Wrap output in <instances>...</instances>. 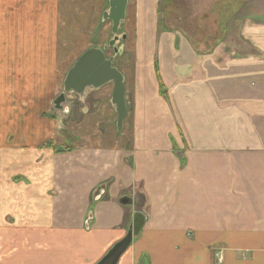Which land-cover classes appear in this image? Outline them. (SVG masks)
Segmentation results:
<instances>
[{
  "label": "crops",
  "instance_id": "obj_1",
  "mask_svg": "<svg viewBox=\"0 0 264 264\" xmlns=\"http://www.w3.org/2000/svg\"><path fill=\"white\" fill-rule=\"evenodd\" d=\"M131 2L137 91L121 130L86 89L81 108L61 104L60 142L47 103L24 112L9 87L17 69L20 85L58 83L55 19L0 0V264H96L135 224L117 264H264V11L218 15L232 31L203 49L151 30L155 0L125 16Z\"/></svg>",
  "mask_w": 264,
  "mask_h": 264
},
{
  "label": "rangeland",
  "instance_id": "obj_2",
  "mask_svg": "<svg viewBox=\"0 0 264 264\" xmlns=\"http://www.w3.org/2000/svg\"><path fill=\"white\" fill-rule=\"evenodd\" d=\"M29 1L30 0H28L27 3L29 13H31V9L40 13L52 12V18L55 19V21L50 19V21L53 22L50 26H55L57 28L58 37L53 38L58 39V63L60 66L58 68L53 67V74H57L58 83H53L50 86L45 85V83L43 85L33 82L30 83L29 78H27L25 85H20L18 82L20 79L18 78L20 72H18L19 69H17L16 81L12 82L9 87L12 91H15L17 95H20V97L17 98V102L23 107L24 112L30 108H34V105L39 106L43 105V103H47L45 105L48 107V110L59 117L60 134L63 136L60 142H64L65 139H67L66 125L69 119L68 114H63V112L55 109L53 100L63 90V79L68 69H70L76 59L86 49L91 47L99 48L107 57L113 58V65L122 73L124 78L125 99L129 106L128 109L131 103L133 106L137 91L136 84L133 83V80L136 81L133 75L134 73L138 75V67H136V69L134 67L133 59L135 56L132 55L134 52L131 44L132 40H129V35L125 32L123 24L126 26L127 22L135 20L134 10L133 18L130 14V9L135 3L131 2L129 13L125 16L124 22L121 24L122 26L120 25L118 32L115 34L117 40L114 47H112L109 45V42L114 37V34L110 30L111 22L103 18V13L108 10L109 0H59L58 6H56L54 0L51 5L47 3L49 0ZM41 1H43V3L40 5ZM230 1L232 0H155V20L153 21V27L150 25V28L151 30L157 28V32L159 33L180 29L193 45V48L196 44L203 49L211 48L212 43L226 38L232 31V27L228 26V21L224 24L218 21V15H226V13L230 11L242 12L241 8L243 6L245 7V11L250 7L251 14L257 15L259 14V10L264 11V0H235V3H245L242 6L234 3L233 7L229 5L227 8ZM29 6L32 7L30 8ZM134 9L136 10V7ZM66 34L69 35L66 37ZM122 36H126V38H122ZM114 48L117 52L114 51ZM29 70L34 74V68ZM42 70L45 73L47 70H50V68H44ZM160 78L156 83L154 75L155 91L158 88V92L165 100L167 99L166 87L162 81H160ZM110 85H112V83H108L97 90L93 89L94 91L88 92L96 93L90 98L91 104L89 108L98 109L102 106L109 114L108 116L110 119H112L115 115L110 100L112 91V88L110 90ZM65 98L66 103L67 100L70 101L68 104L70 108L82 107L79 101L81 102L83 99H80V96L77 94L70 92L65 95ZM10 114L15 115V111H11ZM130 114L127 117L129 120L131 119ZM64 115H66V118Z\"/></svg>",
  "mask_w": 264,
  "mask_h": 264
},
{
  "label": "water",
  "instance_id": "obj_3",
  "mask_svg": "<svg viewBox=\"0 0 264 264\" xmlns=\"http://www.w3.org/2000/svg\"><path fill=\"white\" fill-rule=\"evenodd\" d=\"M128 0H109V8L103 13L104 20H110L111 32L114 34L109 45L114 47L117 40L115 35L118 32L119 25L124 22L125 11ZM125 38V36H122ZM114 51L117 50L114 48ZM113 58L107 57L105 53L96 47L86 49L67 71L63 80L62 93L54 100V104L61 108L64 103L66 93H76L83 95L86 89H97L112 83L111 103L117 114V129L121 130L123 120L126 116L125 106V86L122 73L113 66ZM120 203H125L121 199ZM140 225H131L120 241L115 243L106 254L96 264H117L121 255L129 247L132 237L137 235Z\"/></svg>",
  "mask_w": 264,
  "mask_h": 264
},
{
  "label": "flooded vegetation",
  "instance_id": "obj_4",
  "mask_svg": "<svg viewBox=\"0 0 264 264\" xmlns=\"http://www.w3.org/2000/svg\"><path fill=\"white\" fill-rule=\"evenodd\" d=\"M60 94V93H59ZM65 103H63L62 104V106L64 105ZM60 109V111H62V112H64L65 111V109H63V108H59Z\"/></svg>",
  "mask_w": 264,
  "mask_h": 264
},
{
  "label": "bare ground",
  "instance_id": "obj_5",
  "mask_svg": "<svg viewBox=\"0 0 264 264\" xmlns=\"http://www.w3.org/2000/svg\"><path fill=\"white\" fill-rule=\"evenodd\" d=\"M127 5H128V2H127Z\"/></svg>",
  "mask_w": 264,
  "mask_h": 264
}]
</instances>
